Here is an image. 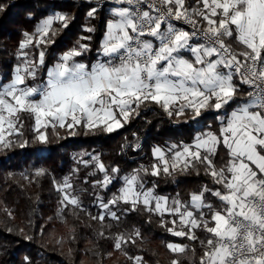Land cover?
Segmentation results:
<instances>
[{"label": "snow or ice", "instance_id": "1", "mask_svg": "<svg viewBox=\"0 0 264 264\" xmlns=\"http://www.w3.org/2000/svg\"><path fill=\"white\" fill-rule=\"evenodd\" d=\"M88 2L86 15L95 18L98 8L92 0ZM112 2L122 6L112 9L115 18L107 22L100 48L105 59L91 65L78 60L89 51V45L81 41L91 36H82L36 85L27 81L37 78L38 65H45V52H39L37 62L23 50L53 43L58 31L54 25L66 29L73 17L56 12L42 19L35 33H24L19 45L23 67L18 65L12 79L0 83V146L8 147L13 135H23L22 113L34 120V141L47 144L49 127L82 125L112 132L139 115L147 103L158 105L170 117L190 114L191 121L209 110H225L226 116L217 117L218 132L201 131L192 144H173L167 150L170 155L154 147L157 162L150 171L152 176L171 175L203 165L220 187L205 185L188 202L178 198L169 202V197L155 194L154 189H144L139 173L149 170L138 169L124 177V185L110 200H101L99 207L104 211L92 219L103 222L107 214L119 220L110 205L121 202L130 206L125 211L142 206L159 216L161 226L172 235L201 245L198 264H264V0H194L190 5L186 0ZM5 7L0 4V12ZM83 30L93 33L95 28ZM242 86H247L246 94L241 93ZM221 147L228 159L217 165L214 157ZM98 168L105 176L97 183L107 187L112 177L102 163ZM45 174L43 169L36 172ZM56 190L62 194L61 212L69 206L82 208L67 177ZM205 193L217 198L219 207L208 202ZM165 215L173 217L171 227ZM197 229L207 238L200 239ZM139 238L138 229L127 237L120 234L114 248L120 250ZM166 247L174 254L189 250L195 254L188 245L168 243ZM128 258L133 264H146L142 256ZM171 264L181 261L173 259Z\"/></svg>", "mask_w": 264, "mask_h": 264}, {"label": "trees", "instance_id": "2", "mask_svg": "<svg viewBox=\"0 0 264 264\" xmlns=\"http://www.w3.org/2000/svg\"><path fill=\"white\" fill-rule=\"evenodd\" d=\"M193 2L186 0L189 5ZM0 4L6 6L0 12V83L9 82L15 68L24 64L19 48L25 39L24 33H35L39 22L48 15L61 12L73 19L66 29L59 23L54 25L58 31L52 38L53 43L23 50L28 53L29 60L37 62L39 52H45V65H38L37 78L27 81L31 85L42 83L47 68L82 36H91L90 40L81 41L89 45V51L77 59L89 65L95 63L101 55L107 22L114 17L113 3L100 5L94 0L92 5L98 8L95 18L86 15L88 0H0ZM86 27H94L95 31L88 33L83 30ZM242 88L241 93L246 94L247 87ZM138 111L139 115H133L123 127L112 132L82 125L73 129L49 127L47 144L34 141V120L27 113L21 114L23 135H13V143L8 147L0 146V264H133L129 256H142L146 264H171L173 259H179L181 264H198L203 255L201 245L172 235L161 226L159 216L145 211L142 206L136 211H125L130 206L121 202L110 205L119 220L107 214L103 222L92 219L104 211L99 207L101 200H110L123 186L124 177L138 169L149 170L139 173L144 189H154L155 194L169 197V202L174 198L188 202L190 195L205 185L212 189L220 187L205 173L203 165L186 172L177 170L171 175L150 174L151 165L157 162L153 156L154 147L167 151L173 144H192L201 131H217L220 111L204 112L197 121L188 119L190 114L170 117L153 103L142 105ZM133 133L145 139L142 152H133L131 148L135 142ZM25 141L28 143L21 147ZM122 143L126 145L125 150L118 154ZM94 157L112 177L107 187L97 183L103 181L105 173L99 170ZM227 159V151L221 147L214 160L222 165ZM113 168L119 171L113 172ZM40 169L46 174L37 176ZM65 177L73 185L82 208L69 206L60 211L62 194L56 189ZM205 198L219 207L217 198L209 193H205ZM164 219L169 221L167 227H171L173 217L165 215ZM137 229L141 238L135 244L129 242L120 250L114 248L118 235L127 237ZM196 234L200 239L208 236L200 229ZM168 243L188 245L189 249H195V254L191 250L174 254L166 247ZM25 257L30 258L29 262Z\"/></svg>", "mask_w": 264, "mask_h": 264}, {"label": "built area", "instance_id": "3", "mask_svg": "<svg viewBox=\"0 0 264 264\" xmlns=\"http://www.w3.org/2000/svg\"><path fill=\"white\" fill-rule=\"evenodd\" d=\"M94 2H96V0H94ZM105 2L113 3L112 0H99L98 4L101 5V4L105 3ZM176 23H177L178 26H183L181 22H176ZM247 91H248V88H247ZM133 136L135 137V142L133 143V145L131 147L133 152H142L144 150V148H145L144 147L145 146L144 145V143H145L144 137H139L137 135V133H133ZM125 147H126L125 143H122L121 147H120V149L118 151V154H122L124 152V150H125Z\"/></svg>", "mask_w": 264, "mask_h": 264}, {"label": "crops", "instance_id": "4", "mask_svg": "<svg viewBox=\"0 0 264 264\" xmlns=\"http://www.w3.org/2000/svg\"><path fill=\"white\" fill-rule=\"evenodd\" d=\"M114 4V7L113 8H116V7H121L122 5H117V4H115V3H113ZM112 8V9H113ZM115 17H113V19H114ZM103 59H105V57H103V55H102V53H101V55H100V58H99V60H103ZM52 67V66H51ZM241 90H243V88H241ZM246 91H247V88L245 89ZM244 90V91H245ZM232 107H235V105L234 106H232ZM231 109L229 108L228 109V111H230ZM227 115V112L225 111V110H221L220 111V114L217 116V117H219V116H226ZM217 122L219 123V127H220V122H219V120L217 119ZM122 123H123V121H122ZM219 130V129H218ZM218 130L217 131H213V130H211V131H213V132H218ZM182 144H184V143H182ZM156 158V157H155Z\"/></svg>", "mask_w": 264, "mask_h": 264}, {"label": "rangeland", "instance_id": "5", "mask_svg": "<svg viewBox=\"0 0 264 264\" xmlns=\"http://www.w3.org/2000/svg\"><path fill=\"white\" fill-rule=\"evenodd\" d=\"M99 60V59H98ZM23 67V66H22ZM166 153H167V151H165ZM95 158V157H94ZM96 160H97V158H95ZM98 163H101V161L100 160H97V166H98ZM123 185H124V183H123ZM146 190V189H145Z\"/></svg>", "mask_w": 264, "mask_h": 264}]
</instances>
